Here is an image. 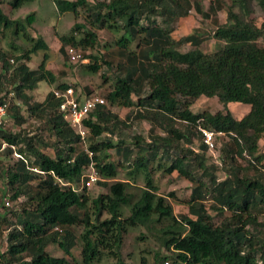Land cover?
<instances>
[{"label":"trees","instance_id":"obj_1","mask_svg":"<svg viewBox=\"0 0 264 264\" xmlns=\"http://www.w3.org/2000/svg\"><path fill=\"white\" fill-rule=\"evenodd\" d=\"M29 1L10 0L8 4L16 9ZM53 1L61 13L73 12L75 17L83 7L89 11L86 22L76 21L70 34L61 36L60 50L68 60V46L84 51L94 48L100 29L121 27L123 33L114 39L109 59L81 51L82 59L93 58L89 65L93 71L101 61L115 68V82L105 93V104L84 118L89 134L82 139L59 111L60 99L53 89L43 101L33 100L30 91L42 81L53 84L57 79L46 65L50 45L42 36L33 41L29 34L33 14L26 25L22 18L5 12L4 0H0V35L8 31L15 40L21 33L31 41V47L14 51L13 56L0 47V102L9 101L6 117L12 116L17 125L34 118L38 126L16 132L6 129L5 122L0 125V184L4 188L0 241L5 243L0 264H100L105 259L128 264L122 255L125 238L136 227L154 229L171 252V258L162 257L158 263L264 264V155L259 148L264 135V18L258 23L250 17L251 0H210L204 16L226 7V20L213 19L212 31L197 27L179 40L172 37L170 26L187 14L190 0ZM259 4L264 10V0ZM152 15L159 16L160 23ZM210 38L224 43L209 53L181 50L183 43L198 49ZM40 50L45 53L39 65L30 67L29 61ZM84 91L92 93L87 87ZM215 95L224 105L241 102L249 109L237 118L229 110L197 113L191 108L200 96ZM115 105H136L130 120L149 123L146 143L137 135L133 144L121 136L114 141L120 135L117 127L126 124L110 108ZM200 128L222 136L216 143L220 166L208 163L209 148ZM44 130L50 133L48 138L42 135ZM195 144L199 150L193 149ZM46 147L53 153L46 152ZM111 148L128 165L132 179H114L120 164L112 158ZM91 163L103 178L97 184L106 190L95 197L88 195V188L77 189ZM220 170L223 178L217 177ZM154 171L176 173L190 182L186 211L175 214L174 193L160 192ZM139 176L142 184L136 182ZM58 179L76 189L59 185ZM212 211L223 216L219 223L213 221ZM79 224L83 229L77 233L73 227ZM78 243L81 261L72 253ZM52 244L65 255L51 254ZM146 263L143 258L141 264Z\"/></svg>","mask_w":264,"mask_h":264},{"label":"rangeland","instance_id":"obj_2","mask_svg":"<svg viewBox=\"0 0 264 264\" xmlns=\"http://www.w3.org/2000/svg\"><path fill=\"white\" fill-rule=\"evenodd\" d=\"M10 0H4V11L7 12L12 18H22L26 25L27 17L29 15L34 16V21L31 25L28 26V32L32 35L33 41L37 39L39 36H42L50 45L47 52L49 53V57L47 59L46 65L49 67L56 75V82L53 84H49L46 81H42L39 86L30 91L34 101H43L46 98L48 92L57 87V85L61 83H68L72 85L81 96L86 95L87 93L84 89L87 87L91 90V94L101 95L105 98V93L114 85L115 82V68H110L104 62H100V67L97 71H93L90 69L89 65L93 63V58L88 57L81 60H68L66 59L63 52L60 50L61 46V36L70 34L71 28L74 23L77 22H86V19H89V11L87 10V6L83 7L82 12L75 17L73 12H65L61 13L55 2L53 0H32L24 3L21 7L16 9H11L8 4ZM184 2V0H182ZM191 4L187 8V14L180 16L176 22H174L170 27V31L172 37L176 40L182 39L189 33L193 32L195 28L202 27L203 30L210 32L216 26L215 21L224 22L226 20V7L225 9L220 10L217 14L213 13L211 17L204 16V13L209 12V4L210 0H190ZM198 3V4H197ZM92 4V3H91ZM197 4V6H195ZM199 5V6H198ZM197 7V9H196ZM200 7V8H199ZM199 8V9H198ZM250 17L253 20L260 23L264 18V10L259 4V0H251L248 2L247 8ZM152 18H156L159 23L161 18L156 15H152ZM116 25V24H115ZM123 33V30L120 26L114 27L111 31L100 29L99 30V44H97L94 48H89L82 50L81 47H78L80 51H84V53H94L100 57L107 55V59H109L108 53L111 49L115 48L114 39L119 37ZM7 35H0V47H4L8 51L9 56H13L11 53L16 51L15 53L24 52L26 49L31 47V41L25 39L22 35L15 37V40L9 37L11 32L6 33ZM143 35V34H142ZM14 42V43H12ZM224 42L218 39L210 38L204 41L198 49L192 46L190 43H183L181 45V50L189 51L194 50L196 54L200 53H209L218 49ZM16 46L17 49L13 50L11 47ZM134 45V44H133ZM134 47V46H132ZM45 50H40L38 54H35L33 58L29 61V65L32 68H36L42 57L44 56ZM69 57V56H68ZM114 64L117 63V59L113 61ZM14 63V61H13ZM85 87V88H84ZM133 98L137 101V97L133 96ZM106 99V98H105ZM115 112L120 115L121 118L126 120V124L122 127H117L118 133L115 135L114 141L117 142L119 137L123 138L127 144H133V137L139 136L143 138L146 143L148 137V127L149 123L147 121H137L133 122L130 120L133 118L135 113L136 105L131 107L124 106H110ZM191 108L199 113L202 111H210L217 112L222 111L226 112L229 110L235 117L240 118L243 116L249 109V105H246L241 102H230L227 105H224L219 100V95H215L212 97L200 96L196 100L191 103ZM34 118L28 119V122L24 123L23 126L17 125L13 120V117L8 115L5 118V126L6 129H10L13 131H19L21 127H27V129L34 128L36 130L37 123L34 121ZM42 135L45 137H49L50 133L45 130L42 131ZM102 137V136H101ZM103 139V137H102ZM222 139V136L219 134H214V140L216 143H219ZM204 143V142H203ZM86 144H90L89 141ZM193 149L199 150L198 145L192 146ZM260 153L264 155V135L260 139ZM46 152L53 153V150L46 147L44 148ZM110 153H112V158L120 164V169L118 171L117 176L114 179L119 180H129L132 179L127 173L128 165L122 161L120 155L115 154L114 148H111ZM208 155V163L214 165H221L219 158V151L216 147L213 150L207 149ZM10 161H14V159H10ZM242 162L246 164V161L242 159ZM264 162V161H263ZM154 183L159 186V190L163 194H167L173 191L174 195L172 196V201L175 208V214L183 213L188 208V201L191 195V185L187 179H182L176 176V173L172 175H168L163 171H154ZM217 177H224L223 170L217 172ZM103 180V178H101ZM137 184H142L141 176L137 177ZM106 191L105 188L97 183L93 184L90 188L87 189V193L90 197H95L98 193ZM4 192L3 185L0 184V194ZM210 201L207 202L209 205ZM16 205V203H15ZM215 223H219L223 218L222 215H217L213 212ZM229 214V212H225V215ZM161 225V224H159ZM74 230L77 233H80L83 229L82 225H75ZM152 230V231H151ZM5 249V243L0 241V251ZM49 252L53 255H65V253L56 245L52 244L49 247ZM80 244L74 247L72 250L73 257L77 261H81L80 256ZM123 259L128 264H141L142 259H146V264H162L158 263L162 257H170L171 252L163 246L158 235L154 229H149L146 227H136L130 229L128 232L124 248H123ZM69 258V256H68ZM71 258V257H70ZM111 259H105L100 264H111ZM166 264V263H165Z\"/></svg>","mask_w":264,"mask_h":264},{"label":"built area","instance_id":"obj_3","mask_svg":"<svg viewBox=\"0 0 264 264\" xmlns=\"http://www.w3.org/2000/svg\"><path fill=\"white\" fill-rule=\"evenodd\" d=\"M67 54L70 60H81L82 52L75 46L67 47ZM12 60V59H11ZM54 95L56 98L60 99L58 109L63 114L65 120H67L72 127H74L80 137L85 139L89 130L84 125V118L88 116V114L96 109L98 106L105 104V98L101 95H88V96H80L79 93L72 85H68L65 88H54ZM9 108V101L4 100L0 102V125L5 122V118ZM202 132L203 141L207 144L209 150H213L216 147V142L214 140V134L212 130L206 128H200ZM3 147L6 145L5 140H3ZM86 152L92 156L93 152L86 147ZM16 156L24 158L26 162L28 159L24 157L22 154L15 152ZM33 169L38 170L37 167ZM101 179V175L98 172L97 168L93 163L89 165L87 170L84 172V176L81 181V185L77 187V189L90 188L93 184L97 183L98 180ZM59 185H68L70 184L72 187L76 189V186L70 182H65L63 179H58ZM6 205H11L10 200H6ZM59 230V227H56Z\"/></svg>","mask_w":264,"mask_h":264},{"label":"clouds","instance_id":"obj_4","mask_svg":"<svg viewBox=\"0 0 264 264\" xmlns=\"http://www.w3.org/2000/svg\"><path fill=\"white\" fill-rule=\"evenodd\" d=\"M79 95L81 96V94L79 93ZM92 95V94H91ZM84 96H88V95H84ZM83 97V96H82ZM106 101V100H105ZM89 115V114H88Z\"/></svg>","mask_w":264,"mask_h":264}]
</instances>
